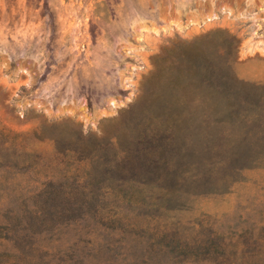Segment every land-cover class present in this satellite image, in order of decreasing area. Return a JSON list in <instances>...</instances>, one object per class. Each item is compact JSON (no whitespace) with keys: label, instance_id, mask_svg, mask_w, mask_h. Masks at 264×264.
Here are the masks:
<instances>
[{"label":"rangeland","instance_id":"obj_1","mask_svg":"<svg viewBox=\"0 0 264 264\" xmlns=\"http://www.w3.org/2000/svg\"><path fill=\"white\" fill-rule=\"evenodd\" d=\"M0 264H264V0H0Z\"/></svg>","mask_w":264,"mask_h":264},{"label":"trees","instance_id":"obj_2","mask_svg":"<svg viewBox=\"0 0 264 264\" xmlns=\"http://www.w3.org/2000/svg\"><path fill=\"white\" fill-rule=\"evenodd\" d=\"M239 158H240V156H237V157H235L234 159L237 160V159H239ZM209 175H210V174L206 175L205 177L208 179V178H209ZM205 186H206V185H205ZM212 186H213V185H212ZM212 188H213V187H212Z\"/></svg>","mask_w":264,"mask_h":264}]
</instances>
